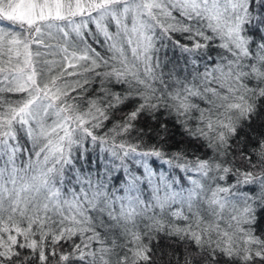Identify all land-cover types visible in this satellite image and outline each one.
I'll list each match as a JSON object with an SVG mask.
<instances>
[{
  "label": "snow or ice",
  "instance_id": "obj_1",
  "mask_svg": "<svg viewBox=\"0 0 264 264\" xmlns=\"http://www.w3.org/2000/svg\"><path fill=\"white\" fill-rule=\"evenodd\" d=\"M0 264H264V0H0Z\"/></svg>",
  "mask_w": 264,
  "mask_h": 264
}]
</instances>
